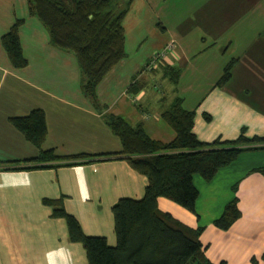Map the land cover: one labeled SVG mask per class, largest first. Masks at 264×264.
Wrapping results in <instances>:
<instances>
[{"label":"crops","instance_id":"1","mask_svg":"<svg viewBox=\"0 0 264 264\" xmlns=\"http://www.w3.org/2000/svg\"><path fill=\"white\" fill-rule=\"evenodd\" d=\"M143 6L145 14L154 12V20L149 25L138 19L128 28L131 6L124 21L127 56L99 84L95 104L82 91L76 57L52 46L46 28L30 15L28 0H0V264H64L60 249L70 253L71 264H88L83 246L70 240L66 221L52 216L53 208L44 204L46 199L62 200L85 235L104 237L111 247L116 245L112 208L124 198L142 199L148 179L126 161L109 156L69 167L6 171L2 165L15 162V166H24L40 154L11 119L42 110L48 130L43 149L54 150L60 157L119 152L121 143L105 122L107 114L120 116L132 126L142 125L153 140L170 142L175 132L162 124L161 114L170 106L175 87L171 95L161 92L159 98H150L146 75L161 74L166 79L159 71L164 63L151 71L146 67L171 41L175 47L167 55L168 65H190L199 76L203 73L194 60H213L203 65L214 79L201 100L188 99L191 86L184 84L182 75L177 86L184 108L195 111L193 132L197 138L204 143H223L236 140L243 129L248 138L264 137V103L242 102L236 93L245 89L227 88L236 82L234 77L223 87L217 85L225 55L217 51L216 42L207 48L204 42L198 52L190 51L180 34L160 23L151 4L144 2ZM17 20L24 21L19 28L27 61L23 69L12 66L1 42ZM154 25H160L161 31ZM130 31L134 53L127 51ZM134 82L137 93L130 91ZM260 168H264V150L245 152L212 181L194 176L199 192L196 214L165 198L158 200L159 208L191 228L204 227L200 241L210 262L252 264L255 259L264 264V176L258 172ZM234 198L241 216L228 230H221L214 222Z\"/></svg>","mask_w":264,"mask_h":264},{"label":"trees","instance_id":"2","mask_svg":"<svg viewBox=\"0 0 264 264\" xmlns=\"http://www.w3.org/2000/svg\"><path fill=\"white\" fill-rule=\"evenodd\" d=\"M134 1L28 0L30 15L46 28L52 46L76 57L82 74V91L92 103H98L99 84L127 56L124 21ZM23 23L17 20L1 39L16 69L27 66L19 37ZM234 64L226 67L218 86L223 87L231 79ZM160 71L175 87L170 106L161 114L162 120L175 132L170 142L153 140L142 125L132 126L120 116L107 114L105 122L121 143L119 152L60 157L54 150L43 149L48 130L42 110L11 119L13 126L40 154L25 161L24 166H15V162L2 165L6 171L69 167L89 163L92 157L109 156L126 161L132 170L148 179L142 199L124 198L113 206L117 240L114 247L104 237L85 235L76 218L66 212L62 200H44L45 205L53 208L54 218L66 221L70 240L83 246L88 264H214L206 257L200 241L204 227L195 229L183 224L161 211L158 200L165 198L196 214L199 192L193 181L195 175L212 181L241 154L264 150V137L248 138L244 129L233 141L201 142L193 132L195 111L186 110L184 99L177 93L181 69L164 63ZM136 85V82L132 84L131 92H138ZM56 162L60 165H52ZM258 172L264 176V168ZM240 216L238 200L234 198L214 225L226 231ZM252 264L258 261L253 259Z\"/></svg>","mask_w":264,"mask_h":264},{"label":"rangeland","instance_id":"3","mask_svg":"<svg viewBox=\"0 0 264 264\" xmlns=\"http://www.w3.org/2000/svg\"><path fill=\"white\" fill-rule=\"evenodd\" d=\"M144 2L151 4L162 25L180 34L183 45L190 51L198 52L204 42V47L207 48L215 41L217 51L225 55L222 61L224 71L229 64L235 63L231 73L236 82L227 88H234L236 91L245 89L244 92L236 93L242 102L264 103V0H135L126 20L128 28L138 19L149 25L154 20V12L151 15L144 13ZM154 26H159L161 31L160 25ZM129 33L127 51L134 53L135 47L130 42L131 31ZM185 37L187 38L184 39ZM211 61L213 60L204 61L200 58L194 60L198 70L203 73L199 76L193 74L190 65L179 67L184 73L181 74L184 84L191 86L190 89L187 88V96L192 102L205 96L209 88L208 82L214 79L207 72L208 67H203L205 62L208 66ZM215 63L219 62L214 61ZM146 77L150 98H159L161 92L172 94L174 86L167 79H162L161 74L148 73ZM162 124L169 127L164 121Z\"/></svg>","mask_w":264,"mask_h":264},{"label":"built area","instance_id":"4","mask_svg":"<svg viewBox=\"0 0 264 264\" xmlns=\"http://www.w3.org/2000/svg\"><path fill=\"white\" fill-rule=\"evenodd\" d=\"M175 47V42L171 41L169 44L166 45V47L159 51L156 52L153 57L151 58V60L149 61L148 65H147V69L149 71L153 70L154 68H158L159 65L163 64L166 62V58L167 55L173 51Z\"/></svg>","mask_w":264,"mask_h":264},{"label":"clouds","instance_id":"5","mask_svg":"<svg viewBox=\"0 0 264 264\" xmlns=\"http://www.w3.org/2000/svg\"><path fill=\"white\" fill-rule=\"evenodd\" d=\"M60 253L64 256V264H71L70 253H68L66 249H60Z\"/></svg>","mask_w":264,"mask_h":264}]
</instances>
